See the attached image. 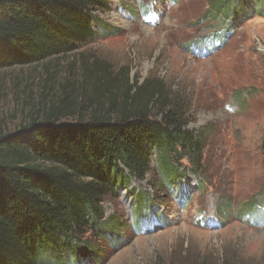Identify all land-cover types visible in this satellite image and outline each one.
<instances>
[{"label": "rangeland", "instance_id": "rangeland-1", "mask_svg": "<svg viewBox=\"0 0 264 264\" xmlns=\"http://www.w3.org/2000/svg\"><path fill=\"white\" fill-rule=\"evenodd\" d=\"M103 2L85 45L0 69V137L39 124L67 78L80 86L83 64L125 68L130 82L157 78L205 139L199 171L184 160V182L157 193L153 158L152 174L106 198L110 238L85 237L95 264H264V205L250 208L264 194V0L232 23L211 15L213 0Z\"/></svg>", "mask_w": 264, "mask_h": 264}, {"label": "trees", "instance_id": "trees-1", "mask_svg": "<svg viewBox=\"0 0 264 264\" xmlns=\"http://www.w3.org/2000/svg\"><path fill=\"white\" fill-rule=\"evenodd\" d=\"M212 5L211 15L230 23L256 13L251 0ZM99 10L103 0H0V69L85 45ZM126 71L83 64L80 86L67 78L39 124L0 137V264H95L85 237L110 238L106 198L152 174L153 158L157 193L184 182V160L198 173L206 142L187 129L185 101L157 78L130 82ZM262 205L264 194L250 208Z\"/></svg>", "mask_w": 264, "mask_h": 264}]
</instances>
